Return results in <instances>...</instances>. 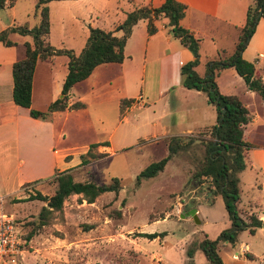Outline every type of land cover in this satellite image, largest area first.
Segmentation results:
<instances>
[{
    "label": "crops",
    "instance_id": "crops-1",
    "mask_svg": "<svg viewBox=\"0 0 264 264\" xmlns=\"http://www.w3.org/2000/svg\"><path fill=\"white\" fill-rule=\"evenodd\" d=\"M19 1L5 0V6L0 9V31L17 25L33 27L27 16L34 9L36 0H29V6L24 9L19 8ZM163 1L52 0L48 3L50 27L47 41L54 48L70 49L78 54L85 46L90 28L113 31L128 12L144 5L157 7ZM177 1L186 6L180 20L181 26L200 38L199 63L195 70L200 76H204L208 61L219 55H230L234 51L252 0ZM54 12H61L60 33L53 28ZM154 24L157 30L149 35L147 20H138L125 42L123 61L99 64L86 79L73 85L68 102L81 101L84 103L83 108L54 111L47 119L31 117L29 108L16 105L12 100V64L23 57L24 43H32V37L13 32L9 34V38L15 45L5 46L0 42L2 204L5 198L19 192L24 184L49 179L55 172L83 167L79 165L80 155L87 152L93 143L98 145L91 151L104 156L109 155L108 152H114V142H119L118 147L122 146L123 150L128 149L124 145L134 142L135 146L148 147L156 153L159 148L161 152L164 151L165 141L169 137L198 138V133H206L211 129L216 123L215 107L209 103L203 91L182 85L180 68L193 59L191 51L169 33L167 18L160 16ZM70 28H75L77 33L71 32V35L66 36L74 39L80 33L78 41L66 39L65 33ZM121 33L114 31L117 36ZM242 57L253 63L257 75L264 81V17L258 19ZM68 61L67 55L59 54L36 62L30 108L45 111L53 100L61 96ZM214 79L222 94L238 96L248 111V122L243 131V140L249 144L245 150L247 167L239 173L237 208L242 217L253 214L262 221V226L254 234L243 230L237 235L235 244H219L218 253L224 264H250L253 261L263 264L259 257L264 255L261 250L264 247V100L257 92L247 88L243 78L233 67L221 69ZM122 98H132L134 101L125 108L124 115L120 118L119 101ZM69 122L78 131L91 134L81 151H76L74 155L71 152L74 147L63 145ZM201 138L207 140L210 135L204 134ZM58 144L60 147L56 148ZM180 155L182 159L177 156L172 160H183L177 165V169L185 171L180 175L179 189L185 186L189 177L192 180L189 187L185 186L182 201L185 216L181 217L192 225L191 229L170 244L166 241L170 235L168 229H151L149 232L137 229V233H160L153 239L122 234L121 243L138 257L137 264H187V247L203 237L215 239L223 229L230 226L222 196L214 193L207 181L192 177L195 166L184 163L189 158L188 154ZM246 170L250 171V176L243 181L242 176ZM202 185H208L213 192L207 199L204 198L205 193L201 194L199 191ZM84 202L87 203L85 200ZM192 208H195L197 221L191 215H186ZM171 215L172 212L164 211L159 217L148 220V224L168 222ZM131 229L134 228H127V231ZM244 232L248 234L246 240L241 239ZM158 244L161 249H156ZM27 253L24 254L23 262ZM193 264H207L200 249L194 252Z\"/></svg>",
    "mask_w": 264,
    "mask_h": 264
},
{
    "label": "trees",
    "instance_id": "trees-1",
    "mask_svg": "<svg viewBox=\"0 0 264 264\" xmlns=\"http://www.w3.org/2000/svg\"><path fill=\"white\" fill-rule=\"evenodd\" d=\"M50 1L52 0L35 1L34 13L39 16L37 25L30 28L25 25L10 26L0 31V42L5 46L16 44L9 38L10 33L28 34L32 37V43H24V55L12 64L11 73L13 78L12 100L16 105L29 108V114L33 118L47 119L54 111L83 108L84 103L81 101L68 102L71 88L75 83L86 79L97 65L121 63L125 57V42L132 27L140 19L147 20V33L151 35L157 30L154 21L160 16L167 18L169 33L191 51L193 59L180 68L182 85L189 89L203 91L207 95L209 103L215 107L216 123L211 127V136L207 140L192 136L167 138L165 142L168 154L142 169L136 176L135 184L138 185L141 179L155 177L180 148L188 150L197 140L203 141L204 156L195 165L192 177H198L200 181H207L214 193L222 196L229 215L230 226L223 229L215 239L203 237L200 241L192 243L186 251L187 264H193V255L196 249L203 252L207 264H224L218 253L219 244L226 242L235 244L237 235L243 230L254 234L255 230L262 226V221L253 214L245 218L242 217L237 208L240 193L239 173L247 167L245 150L249 144L243 140V131L248 122V111L238 96L222 94L214 78L221 69L233 67L243 78L247 88L257 92L264 100V81L257 75L253 63L242 57V52L254 32L258 19L264 17V0H252L247 9L245 24L239 31L234 51L230 55H219L216 59L208 61L204 76H200L195 70L199 63L200 38L181 26L180 20L184 16L186 6L177 0H164L157 7L151 5L137 7L128 12L125 19L113 31L97 27L90 28L85 46L78 54L70 49L54 48L47 41L50 27L48 8ZM4 6L5 0H0V9ZM114 31L122 33L117 36ZM59 54L67 55L69 58L61 96L53 100L45 111L34 110L30 108V104L35 64L38 60H45ZM133 101L132 98L120 99V118L123 117L125 108ZM97 145V143L91 144L88 151L80 155L79 165L86 166L92 159L104 156V154H94L91 151ZM70 171L55 172L49 178L56 184L52 195L36 194L35 197L44 201L45 204L41 207L36 219L31 222L34 227L25 234L19 231L20 236L26 242L31 239L37 229L50 221L54 212L62 210L63 202L68 196L78 194L87 203H93L99 195L105 192L117 193L122 188L117 178L100 184L90 180L75 181ZM116 215L120 217L121 213L117 211ZM137 235L153 239L160 233L140 232Z\"/></svg>",
    "mask_w": 264,
    "mask_h": 264
},
{
    "label": "rangeland",
    "instance_id": "rangeland-1",
    "mask_svg": "<svg viewBox=\"0 0 264 264\" xmlns=\"http://www.w3.org/2000/svg\"><path fill=\"white\" fill-rule=\"evenodd\" d=\"M19 2L20 9L30 4L29 0ZM27 19L34 26L38 23L39 16L33 9ZM61 19V12L53 13V28L58 33L62 32ZM71 32H75V28L66 31L65 36L71 35ZM66 37L70 41H78L81 34H77L74 39ZM67 128L68 134L63 145L74 147L71 149L74 155L76 151H81L82 145L91 138V134L78 131L72 122L67 124ZM209 131L211 129L206 133L205 131L198 133V139H202L201 136L204 134L211 136ZM133 143L124 145L128 149L123 150L122 146L118 147L119 142H114L113 153L108 152L109 155L70 171L75 181L90 180L100 184L117 178L122 188L117 193L105 192L99 195L92 204L85 203L80 195L68 196L63 202L62 210L54 212L50 221L37 229L27 241L28 253L22 264H137L138 257L121 243L122 234L137 235V229L145 232L151 229H168L170 235L166 241L170 244L176 238L189 233L192 225L184 221L180 215H176L172 203L177 196L181 202L183 201L185 189L192 180L189 177L186 187L179 189L180 175L185 171L177 169V165L183 160L172 158L178 156L177 158L182 159L180 154H188L189 158H186L187 162L184 163L187 166H195L204 156L203 141L194 142L188 150L180 148L166 162L162 171L155 177L141 179L138 185L135 184L137 174L159 157H165L168 149L166 144L163 152L159 148L154 153L148 147L135 146ZM58 147L60 144L56 146ZM248 176L250 171L246 170L242 176L243 181ZM55 188L56 184L50 179L39 180L24 184L19 192L3 200V210L16 218L20 233L25 234L34 227L31 222L36 219L45 204L35 197L36 194L50 196ZM117 211L121 213L120 217H117ZM164 211L172 212L170 221L148 224V220L159 217ZM127 228L134 229L127 231ZM247 236L248 234L244 232L241 239L246 240ZM156 249H161L159 244ZM261 250L264 251V247ZM259 258L264 264V255ZM250 264L256 263L253 261Z\"/></svg>",
    "mask_w": 264,
    "mask_h": 264
},
{
    "label": "built area",
    "instance_id": "built-area-1",
    "mask_svg": "<svg viewBox=\"0 0 264 264\" xmlns=\"http://www.w3.org/2000/svg\"><path fill=\"white\" fill-rule=\"evenodd\" d=\"M172 205L177 216L183 213L179 196ZM27 251V242L20 236L16 218L3 210L0 201V264H22Z\"/></svg>",
    "mask_w": 264,
    "mask_h": 264
},
{
    "label": "water",
    "instance_id": "water-1",
    "mask_svg": "<svg viewBox=\"0 0 264 264\" xmlns=\"http://www.w3.org/2000/svg\"><path fill=\"white\" fill-rule=\"evenodd\" d=\"M199 191H200L201 194H202V193H205V194H203L205 199H207V197L209 198V197L212 195V193H213L212 190L209 188L208 185H204V186L202 185V186L200 187ZM186 215H191V216L193 217V219H194L195 221H197V220H196V215H195V208L190 209V210L186 213ZM184 216H185L184 213H182V214L180 215V217H184Z\"/></svg>",
    "mask_w": 264,
    "mask_h": 264
}]
</instances>
